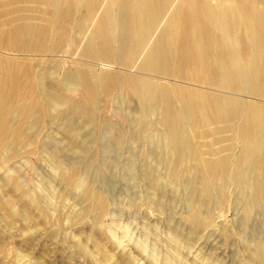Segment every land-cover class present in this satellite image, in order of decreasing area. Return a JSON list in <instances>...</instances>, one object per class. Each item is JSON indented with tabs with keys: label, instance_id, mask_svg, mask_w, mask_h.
I'll return each mask as SVG.
<instances>
[{
	"label": "bare ground",
	"instance_id": "1",
	"mask_svg": "<svg viewBox=\"0 0 264 264\" xmlns=\"http://www.w3.org/2000/svg\"><path fill=\"white\" fill-rule=\"evenodd\" d=\"M47 3L51 8L46 25L24 21L6 30L0 28V50L10 54L61 55L71 46L70 52L88 62L84 68L65 70L60 85L56 84L58 70L54 71L53 66L21 73L15 60L0 57V175L4 163L15 158L20 148L38 134L40 107L55 109L49 120H59L71 135L78 131L74 115L68 111L71 107L67 92L81 86V100L89 106L84 116L87 126H107V118L100 115L99 122L96 117L102 101L123 98L132 109L128 118L135 127L126 133L117 132L111 143H102L106 150L121 149L127 135L152 141L149 154L156 155V165L149 164L146 158L136 167L131 163L126 168L128 178L137 170L159 196L157 203L161 206L176 200L180 188L185 191L188 230L182 232L178 223L170 225L176 236L183 234L189 243L199 230H211L214 224L204 214H211L213 207L226 200L232 186L235 190L231 195L242 207L244 226L256 211L264 213V0ZM50 39L53 43L48 45ZM90 134L85 132L83 140L69 149L89 154L85 139ZM212 136L214 141L205 144L204 151L196 138ZM74 161L70 155L66 161L58 160L62 171L58 180L65 187L60 189L61 197L72 193L79 203L87 201L80 212L72 210L74 217L100 214L110 198L90 186L80 193L74 191L80 185L79 177L63 169V164ZM160 167L162 171L166 169L165 179L158 175ZM9 170L2 178L8 183L18 181L10 177ZM108 188L110 192L113 185ZM19 196L24 201L19 202L17 212L18 201L14 203L11 197L0 195V207L11 217L9 227L22 217L29 218L24 203H36L44 210L48 203V196H33L25 188ZM256 224L263 229L264 219ZM60 232L58 229L53 237ZM1 246L0 243V264H4ZM146 248L145 243L129 249L115 246L130 264L138 262L135 253ZM249 249L257 263L264 264V240L257 239ZM108 257L104 254V258ZM154 258L152 248L150 264ZM165 258L173 261L170 253Z\"/></svg>",
	"mask_w": 264,
	"mask_h": 264
},
{
	"label": "rangeland",
	"instance_id": "2",
	"mask_svg": "<svg viewBox=\"0 0 264 264\" xmlns=\"http://www.w3.org/2000/svg\"><path fill=\"white\" fill-rule=\"evenodd\" d=\"M47 2L48 0H0V28L6 30L24 21L34 22L38 26L46 25L51 8ZM51 41L47 40L46 43L52 44ZM71 50L72 47L67 46L61 55L10 54L0 50V57L15 60L21 73L27 70L43 71L53 66L54 71L58 70L56 84L60 82L61 85L65 70L84 68L88 62L78 54L75 56ZM67 95L71 107L68 111L74 115L78 131L71 135L59 120H49L55 109L51 111L40 107L41 120L39 128H36L38 134L30 140L31 142L28 140L30 143L27 142L20 148L15 158L4 163L0 175V195L11 197L14 203L18 201L17 212L20 208L19 202L24 201V198L19 196L23 188L33 196H48L45 210L36 203L35 206L24 203V210L29 214V218L18 219L14 227L7 226L11 217L0 207V243L4 264H130L117 253L115 246L129 249L139 243H145L147 250L136 252L135 260L141 261L133 264H150L148 255L152 248L155 251V260L151 264H258L249 244H253L257 239L264 240V228L260 229L256 224L260 219H264L263 211L253 213L248 225L244 226L241 219L242 207L231 195L235 190L232 186L228 198L213 207L211 214H204V217L211 218L214 224L211 230H199L189 243L183 234L176 236L170 225L178 223L182 232L187 233L188 230L185 216L189 208L185 191L180 188L177 190L176 200L168 201L167 207L161 206L157 203L159 196L148 187L147 181L141 178L137 170L131 178L126 175V168L131 163L136 167L145 158L149 164L156 165V155L149 154L153 148L152 141L131 139L126 134L119 150H106L102 145L111 143L117 132L126 133L135 127L128 118L132 112L130 106L123 98L102 101L99 115L96 117L100 122V115L104 116L108 124L99 129L94 125L87 126L84 121L89 106L81 100L82 87L74 88V91L67 92ZM38 97L41 100V96ZM87 131L91 133L90 138L85 139L89 154L81 155L69 149L78 145ZM196 140L203 150L207 151L205 144L213 142L214 137ZM68 155L75 157V163L63 164V169L77 175L80 181L79 187L74 191L80 193L90 186L109 196L110 203L100 214H82L80 217H74L75 212L72 214V210L80 212L87 201L81 200L79 203V199L72 193L61 197L60 189L64 190L65 187L58 180L62 172L58 160L66 161ZM8 166L10 177H15L18 181L8 183L2 178L3 173L8 171ZM166 173V169L162 171L160 167L158 175L165 179ZM108 185H113L110 192ZM172 186L169 182L168 187L171 189ZM58 229L62 232L53 237ZM61 245L65 247L61 248ZM106 253L108 258H104ZM166 253L172 255V262L164 260ZM138 254H141V257Z\"/></svg>",
	"mask_w": 264,
	"mask_h": 264
}]
</instances>
